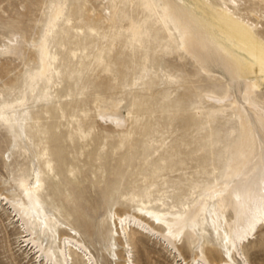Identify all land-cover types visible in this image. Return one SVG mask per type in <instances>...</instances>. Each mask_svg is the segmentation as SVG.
<instances>
[{
    "label": "rangeland",
    "instance_id": "374dc122",
    "mask_svg": "<svg viewBox=\"0 0 264 264\" xmlns=\"http://www.w3.org/2000/svg\"><path fill=\"white\" fill-rule=\"evenodd\" d=\"M54 2L64 4V13L50 42L52 83L28 87L25 78L40 70L33 41L45 33ZM246 5L240 12L264 36V4ZM161 18V8L151 10L146 0H0V43L11 32L29 41L26 59L11 65L9 76L0 74V104L20 102L25 91L29 97L23 140L0 127V191L11 195L14 179L32 184L38 174L46 210L64 222L63 230L78 231L98 264H126L128 250L133 264H180L162 242L135 228L129 246L117 236L114 214L191 205L237 135L227 107L205 98L207 91L222 92L223 80L180 56L181 42ZM132 26L144 33L135 37ZM114 106L128 118L125 128L99 116ZM19 236L0 207V264H43L20 248ZM209 237L195 243L185 237L178 249L191 264L202 253L218 261L208 248L220 250L219 243ZM244 252L251 264H264V226ZM72 264L88 263L77 253Z\"/></svg>",
    "mask_w": 264,
    "mask_h": 264
},
{
    "label": "bare ground",
    "instance_id": "6f19581e",
    "mask_svg": "<svg viewBox=\"0 0 264 264\" xmlns=\"http://www.w3.org/2000/svg\"><path fill=\"white\" fill-rule=\"evenodd\" d=\"M248 1L230 0L212 7L209 0H146L151 10L161 8L162 18L158 23L173 28L181 42L179 55H188L202 70L223 80V91H207L205 98L216 107L226 106L238 129L225 151L221 168L220 164L212 163V179L191 205L176 211L139 208L133 213L114 214V221L122 220L124 225L123 228L117 225V236L123 239L124 235L129 246L128 233L135 228L162 242L174 252L178 263L191 264L180 253L177 241L188 237L192 243L200 239L209 242L211 236L219 243L220 250L208 249L210 253L217 251L220 260L213 262L202 253L198 264H251L244 248L264 226V36L240 12L249 10ZM255 1L264 4V0ZM50 8L45 33L33 41L31 48L38 50L40 70L36 77L25 78L28 87L39 80L46 86L52 83L54 56L50 42L59 32L64 4L54 2ZM104 10L110 15L109 20L117 22L115 14L107 12V8ZM131 30L135 37L144 33L135 26ZM28 44L18 32L3 36L0 74L9 76L10 66L26 59ZM42 93L44 96V90ZM28 100L25 91L20 102L4 99L0 104V127L22 140L27 132L23 124L28 119ZM99 116L120 129L128 123L116 106L100 111ZM14 183L16 189L11 195L0 191V207L12 227L19 229L20 248L25 247L27 255L35 253L43 264H72L74 255L80 253L88 264H98L87 244L77 236L78 231L74 227L70 232L63 230L64 222L46 210L39 197L43 185L38 174L35 183L23 178L14 179ZM128 254L126 264H133L130 250Z\"/></svg>",
    "mask_w": 264,
    "mask_h": 264
},
{
    "label": "snow or ice",
    "instance_id": "6c2138e0",
    "mask_svg": "<svg viewBox=\"0 0 264 264\" xmlns=\"http://www.w3.org/2000/svg\"><path fill=\"white\" fill-rule=\"evenodd\" d=\"M233 3H235V0H233ZM114 224L118 225L119 228H123V221L122 220H115L113 221ZM202 264V262H201Z\"/></svg>",
    "mask_w": 264,
    "mask_h": 264
}]
</instances>
